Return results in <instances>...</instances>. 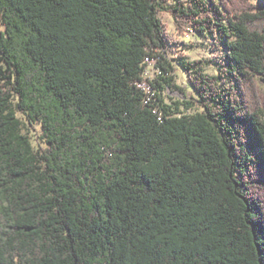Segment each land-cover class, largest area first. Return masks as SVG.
<instances>
[{
    "label": "trees",
    "instance_id": "16d2710c",
    "mask_svg": "<svg viewBox=\"0 0 264 264\" xmlns=\"http://www.w3.org/2000/svg\"><path fill=\"white\" fill-rule=\"evenodd\" d=\"M160 10L221 54L190 101ZM261 83L251 0H0V264H264Z\"/></svg>",
    "mask_w": 264,
    "mask_h": 264
},
{
    "label": "rangeland",
    "instance_id": "374dc122",
    "mask_svg": "<svg viewBox=\"0 0 264 264\" xmlns=\"http://www.w3.org/2000/svg\"><path fill=\"white\" fill-rule=\"evenodd\" d=\"M160 5H170L173 0H155ZM252 3L261 8L264 6V0H251ZM158 17L163 24L164 32L169 35L177 44L167 45L165 47L166 59L173 67V81L174 84L181 88L184 94L178 92L175 89L168 91L167 95H163L166 104L172 105L176 101H190L193 97L192 92L188 87L186 76L184 72L176 65L175 58L180 55L183 56L188 61H202L205 67V72L209 75H214L216 73V63L220 60V52L217 48L213 47V41L206 38L198 36L197 34H191L190 32H185L180 35L174 28L172 17L169 13L164 11L158 12ZM262 90H264V84H260ZM180 111L185 114H193L197 111V107L192 105L191 108L180 107ZM28 132L33 139L38 137V128L36 126L28 127Z\"/></svg>",
    "mask_w": 264,
    "mask_h": 264
},
{
    "label": "built area",
    "instance_id": "2783aa9c",
    "mask_svg": "<svg viewBox=\"0 0 264 264\" xmlns=\"http://www.w3.org/2000/svg\"><path fill=\"white\" fill-rule=\"evenodd\" d=\"M191 34H193V31L189 30ZM147 67L144 72V82L142 84H139V87H145L147 91L151 92V89L148 87L147 81H152L156 78V75L158 73V70L155 69L156 60H150L146 59Z\"/></svg>",
    "mask_w": 264,
    "mask_h": 264
}]
</instances>
